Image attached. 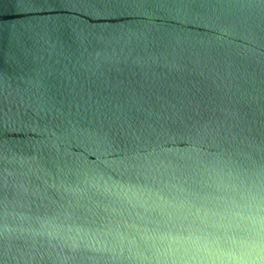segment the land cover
<instances>
[{
    "label": "water",
    "instance_id": "obj_1",
    "mask_svg": "<svg viewBox=\"0 0 264 264\" xmlns=\"http://www.w3.org/2000/svg\"><path fill=\"white\" fill-rule=\"evenodd\" d=\"M0 264H264V0H0Z\"/></svg>",
    "mask_w": 264,
    "mask_h": 264
}]
</instances>
